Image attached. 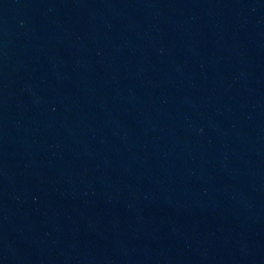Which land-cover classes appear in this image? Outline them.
<instances>
[{
	"label": "water",
	"instance_id": "obj_1",
	"mask_svg": "<svg viewBox=\"0 0 264 264\" xmlns=\"http://www.w3.org/2000/svg\"><path fill=\"white\" fill-rule=\"evenodd\" d=\"M0 264H264V0H0Z\"/></svg>",
	"mask_w": 264,
	"mask_h": 264
}]
</instances>
